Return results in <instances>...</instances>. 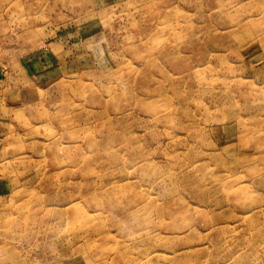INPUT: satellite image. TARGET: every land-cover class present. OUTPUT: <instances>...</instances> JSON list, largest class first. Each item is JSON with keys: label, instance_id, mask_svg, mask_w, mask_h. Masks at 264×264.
Returning a JSON list of instances; mask_svg holds the SVG:
<instances>
[{"label": "rangeland", "instance_id": "obj_1", "mask_svg": "<svg viewBox=\"0 0 264 264\" xmlns=\"http://www.w3.org/2000/svg\"><path fill=\"white\" fill-rule=\"evenodd\" d=\"M0 264H264V0H0Z\"/></svg>", "mask_w": 264, "mask_h": 264}, {"label": "crops", "instance_id": "obj_2", "mask_svg": "<svg viewBox=\"0 0 264 264\" xmlns=\"http://www.w3.org/2000/svg\"><path fill=\"white\" fill-rule=\"evenodd\" d=\"M29 63H33L34 65H36V60H32V62L30 61Z\"/></svg>", "mask_w": 264, "mask_h": 264}]
</instances>
